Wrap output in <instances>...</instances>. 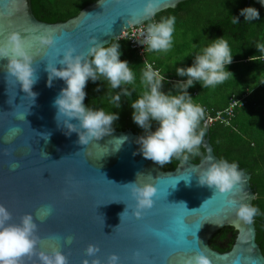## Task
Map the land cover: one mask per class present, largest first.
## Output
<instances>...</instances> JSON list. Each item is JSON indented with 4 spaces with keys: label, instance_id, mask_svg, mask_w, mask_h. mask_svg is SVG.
I'll return each mask as SVG.
<instances>
[{
    "label": "water",
    "instance_id": "water-1",
    "mask_svg": "<svg viewBox=\"0 0 264 264\" xmlns=\"http://www.w3.org/2000/svg\"><path fill=\"white\" fill-rule=\"evenodd\" d=\"M187 1L159 0L155 15ZM144 3L98 0L77 16L51 24L35 18L31 0H0V45L10 32L24 37L38 77L31 89L37 94L32 102L14 78L6 79L7 60L0 59V205L12 214L10 223L18 224L23 215L31 214L40 239L37 250L50 254L59 248L68 264H82L84 259L91 262L93 258L107 264L111 254L119 257L118 264H188L199 248H207L211 264H264L256 243L255 220L246 224L235 214L240 203L252 205L256 199L251 175L238 169L245 182L226 195L198 185L200 172L219 161L208 137L203 138L205 155L199 163L181 160L173 171H163L143 158L139 136L130 129L117 131L112 127L109 135L81 145L77 133L66 134L67 130L58 126L53 101L65 84L56 79L47 86V61L55 62L56 49L70 45L77 54H86L89 40L107 47L130 26L144 25L148 20L126 24L129 13L139 12ZM48 34L57 40L55 48L41 45L39 38ZM56 67L59 70L61 65ZM83 103L87 109L85 100ZM40 134H49L48 140ZM124 137L127 139L120 146L117 139ZM12 163H19L14 171ZM137 173L141 174L138 178ZM136 178L138 184L157 189L153 208L144 211L141 218L132 216L135 201L129 188L123 186ZM229 201L235 203L230 206ZM46 205L51 206V213L38 218V210ZM127 205L120 223L119 214ZM224 228H232L236 236L231 249L219 253L210 248L209 241ZM152 230L165 233L166 238ZM68 236L74 237L71 244L66 243ZM89 244L99 247L96 257L85 256ZM22 264L40 262L33 256L24 258Z\"/></svg>",
    "mask_w": 264,
    "mask_h": 264
},
{
    "label": "clouds",
    "instance_id": "clouds-1",
    "mask_svg": "<svg viewBox=\"0 0 264 264\" xmlns=\"http://www.w3.org/2000/svg\"><path fill=\"white\" fill-rule=\"evenodd\" d=\"M259 3L264 7V0H259ZM158 7L159 0H145L143 8L139 12H130L129 18L126 20L127 25L141 24L143 20L149 21L142 32L144 39L140 44L143 45V51L145 45L148 51L154 52H167L172 47L176 18L167 16L162 17L158 22L155 21L153 17ZM239 14L244 17L245 21H254L260 16L253 7L243 8ZM232 23H238L235 17H232ZM39 39L42 46L56 47L57 40L50 34ZM88 44L86 54H77L76 49L70 45L62 50L56 49V55L53 58L55 62L47 61L45 69L48 73V87H51L52 82L56 79L62 80L65 84L53 101L58 126L62 125L67 130L66 134L77 133L78 143L81 145H87L109 135L113 122L119 118L112 112L106 113L103 108L94 110L84 107L83 101L86 96L84 88L87 81H101V77H103L112 90L120 89L121 91L112 96V102L117 109L120 107L121 96L129 97L131 95L127 86L133 85L135 81L132 67L126 60L120 59L119 43H112L105 47L97 40L92 39L88 41ZM256 49L264 53V44H257ZM59 57L62 58L58 59ZM253 57L249 59L252 61ZM0 59L7 60L6 79L14 78L21 86L22 91L30 94L32 102H34L37 94L31 89L38 77L32 67L33 57L29 53L26 39L17 32H10L5 37L3 44L0 45ZM232 59V50L225 36L210 41L195 56L192 66L175 69L177 76L187 77L186 81L173 85L174 89L178 90L175 95L161 90L166 82L165 72L162 74L159 69L154 70L151 64L143 62L140 82L144 91L138 99L130 103V107L133 110L132 121L144 130V135L138 137L137 140L139 152L144 159L164 167L171 163L173 158L187 162L190 156L200 154L199 148L205 136L200 122L205 113L202 106L193 102L187 89L192 87L194 82L199 83L202 88L214 87L223 83L233 75L226 70V66L232 63ZM56 64L61 65L59 70ZM134 90L133 88L132 91ZM61 118H63L62 122ZM72 120H76L78 123H70ZM153 121L157 124L154 131L151 130ZM40 135L45 141L49 138V134ZM126 139V137L117 139L120 141V146ZM7 154L6 151L5 155ZM45 155L49 157L47 154ZM18 167L19 163L10 165L13 171ZM139 176L141 174L137 173V178ZM137 178L135 182L123 186L129 188L131 197L135 201L132 216L141 218L144 211L153 208L157 189L151 184H138ZM184 181L189 183L190 176ZM197 182L201 187L207 186L213 189L214 194L226 195L236 186L242 187L245 180L242 173L238 171L236 163L220 159L201 171ZM206 202L207 200L201 207ZM234 203V201L228 202L230 206ZM127 208L128 205L119 214L120 223ZM50 213L51 206L46 205L42 210H38L37 217L43 219ZM235 214L244 223L251 224L254 217L259 214V209L248 203H240L236 207ZM11 220L12 214L3 205H0V264H22L24 258L31 259L33 256L38 259L40 264H68L67 257L59 248H53L50 254L37 250L40 239L36 235L37 225L31 214L23 215L18 224L10 223ZM152 231L161 238H166L165 233ZM73 239L74 237L68 236L66 243L71 244ZM206 249L199 248L196 254L189 258L188 264H211L209 256L206 255ZM99 251L98 246L89 244L85 249V256L96 257ZM136 255L138 253L134 254V256ZM118 261L119 257L115 254L107 257V264H118ZM82 264H101V261L98 258L91 259V262L84 259Z\"/></svg>",
    "mask_w": 264,
    "mask_h": 264
},
{
    "label": "trees",
    "instance_id": "trees-1",
    "mask_svg": "<svg viewBox=\"0 0 264 264\" xmlns=\"http://www.w3.org/2000/svg\"><path fill=\"white\" fill-rule=\"evenodd\" d=\"M98 0H31L32 12L35 18L46 23L65 22L79 14L87 5ZM220 7V9H219ZM246 7L255 8L260 16L254 21H245L240 10ZM217 8V10H216ZM175 16L173 44L167 52L146 51L140 56L129 48L128 42L115 40L120 44L121 60H126L135 75L133 85H128L131 91L129 97L121 96L120 107L115 108L112 96L120 89L112 90L107 80H89L86 88L85 102L88 108L98 110L103 108L106 113L118 115L112 127L117 131L130 129L139 137L144 130L139 128L131 119L130 103L139 98L144 91L140 82L143 62L151 64L153 69H159L165 75L166 82L162 91L178 93L173 85L186 81L187 77L176 75V68L190 67L200 50L214 39L225 36L229 41L233 59L226 70L233 75L223 83L214 87L202 88L199 83L187 89L195 104L204 109V118L200 127L213 148L214 155L220 160L236 163L238 169L251 175L250 185L256 199L252 206L259 209L254 217L256 243L264 256V53L256 49L257 44H264V7L259 0H189L181 3L174 10L163 11L153 17L159 21L162 17ZM232 17L238 21L232 23ZM149 22V21H148ZM146 22L145 25L148 23ZM193 35L194 41L188 38ZM253 57L252 61L249 59ZM135 89L132 91V89ZM230 98L243 99L241 107L234 110L231 118L225 123L215 122L209 127L204 126L207 117L223 111L228 106ZM157 124L153 121L151 130ZM198 156H190L187 162L197 164L204 158V150L200 146ZM179 161L173 158L164 167L157 166L163 171H173ZM231 238H227V234ZM236 231L232 228L219 230L209 245L219 253L228 252L234 242Z\"/></svg>",
    "mask_w": 264,
    "mask_h": 264
},
{
    "label": "built area",
    "instance_id": "built-area-1",
    "mask_svg": "<svg viewBox=\"0 0 264 264\" xmlns=\"http://www.w3.org/2000/svg\"><path fill=\"white\" fill-rule=\"evenodd\" d=\"M146 25L144 24L138 27L130 26L129 29L125 30L121 34L118 40L127 41L129 48L132 51H136L140 56H142L146 51H148L146 45L144 46L143 51V45L140 44L144 39L142 32ZM243 103V99L230 98V100L228 101V106L223 111L218 112L215 117H207L204 122V126L209 127L212 123L215 122L225 123L226 125H228L226 120L228 118H231L234 114V110L241 107Z\"/></svg>",
    "mask_w": 264,
    "mask_h": 264
},
{
    "label": "rangeland",
    "instance_id": "rangeland-1",
    "mask_svg": "<svg viewBox=\"0 0 264 264\" xmlns=\"http://www.w3.org/2000/svg\"><path fill=\"white\" fill-rule=\"evenodd\" d=\"M219 9H220V7H219ZM216 10H217V8H216ZM188 40H189V41H194V40H195V37H194L193 35H191V36L188 38Z\"/></svg>",
    "mask_w": 264,
    "mask_h": 264
},
{
    "label": "flooded vegetation",
    "instance_id": "flooded-vegetation-1",
    "mask_svg": "<svg viewBox=\"0 0 264 264\" xmlns=\"http://www.w3.org/2000/svg\"><path fill=\"white\" fill-rule=\"evenodd\" d=\"M224 229H225V228H224ZM216 234H217V233H216ZM228 237L231 238V235H230L229 233L227 234V238H228ZM210 241H211V240H210ZM209 246H210V245H209ZM210 248H211V246H210ZM211 249H213V248H211ZM213 250H216V249H213Z\"/></svg>",
    "mask_w": 264,
    "mask_h": 264
}]
</instances>
